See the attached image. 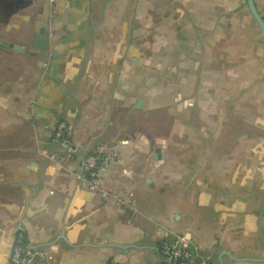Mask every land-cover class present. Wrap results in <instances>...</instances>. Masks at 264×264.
<instances>
[{
  "label": "crops",
  "instance_id": "crops-1",
  "mask_svg": "<svg viewBox=\"0 0 264 264\" xmlns=\"http://www.w3.org/2000/svg\"><path fill=\"white\" fill-rule=\"evenodd\" d=\"M94 151L111 160L90 191ZM18 231L27 264H158L180 235L209 264H264L247 0H0V264Z\"/></svg>",
  "mask_w": 264,
  "mask_h": 264
},
{
  "label": "built area",
  "instance_id": "built-area-1",
  "mask_svg": "<svg viewBox=\"0 0 264 264\" xmlns=\"http://www.w3.org/2000/svg\"><path fill=\"white\" fill-rule=\"evenodd\" d=\"M49 1L52 2L53 0ZM67 131L68 126L65 122H61L52 135V141L64 144L67 142ZM110 160L111 156L108 153L91 152L81 162L79 173H77L78 179L86 184L88 190H99L105 168ZM25 247L24 233L18 231L11 253V264H27ZM158 252L161 259L158 264H209L208 261L192 252L188 241L181 235L163 239L159 244Z\"/></svg>",
  "mask_w": 264,
  "mask_h": 264
},
{
  "label": "water",
  "instance_id": "water-1",
  "mask_svg": "<svg viewBox=\"0 0 264 264\" xmlns=\"http://www.w3.org/2000/svg\"><path fill=\"white\" fill-rule=\"evenodd\" d=\"M247 6H248V9H249L253 19L255 20L256 24L258 25V28L260 30L262 43H263V47H264V18L257 11L255 4H254V0H247Z\"/></svg>",
  "mask_w": 264,
  "mask_h": 264
},
{
  "label": "trees",
  "instance_id": "trees-1",
  "mask_svg": "<svg viewBox=\"0 0 264 264\" xmlns=\"http://www.w3.org/2000/svg\"><path fill=\"white\" fill-rule=\"evenodd\" d=\"M263 18H264V15H263Z\"/></svg>",
  "mask_w": 264,
  "mask_h": 264
}]
</instances>
